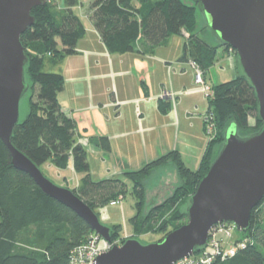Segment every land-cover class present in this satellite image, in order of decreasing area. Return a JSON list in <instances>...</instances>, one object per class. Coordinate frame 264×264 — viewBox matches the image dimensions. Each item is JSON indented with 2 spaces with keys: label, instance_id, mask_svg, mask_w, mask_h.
I'll return each mask as SVG.
<instances>
[{
  "label": "trees",
  "instance_id": "16d2710c",
  "mask_svg": "<svg viewBox=\"0 0 264 264\" xmlns=\"http://www.w3.org/2000/svg\"><path fill=\"white\" fill-rule=\"evenodd\" d=\"M75 6L76 0H65L66 8L60 16L51 11V3L31 10L34 24L20 36V41L27 49L25 70L33 90L36 89V97L34 101L30 99L26 116L14 128L11 143L39 168L50 163L57 169H65L71 157L73 168L82 175L80 185L72 192L93 212L111 202H121L130 193L136 209L130 220L135 233L161 232L163 238L187 222L189 199L214 160L215 147L219 150L224 143L228 126L235 123L238 135L239 129L250 127L251 116H255L257 125L251 132L262 126L254 90L243 74L211 86L213 96L208 100L207 112L211 121L206 122L214 124V136L209 138L205 125L208 141L197 170L187 167L178 152H169L137 171L124 173L121 178L93 181L86 150L75 139V124L61 113L58 103L63 76L44 68L45 62L53 64L78 54L76 46L85 29L72 10ZM90 18L110 53H151L182 32L189 34V38L181 59L194 63L204 73L214 64L218 48L235 53L228 46L211 44L202 38L196 6L189 0H93ZM167 165L175 168L180 183L164 203L147 208L144 183ZM262 208L264 200L251 211L249 229L234 240L244 242V247L228 260L215 264H264ZM220 225L231 224H216L210 231ZM110 229L112 241L118 240V244L126 241L120 238L119 227ZM93 233L77 214L42 194L26 173L12 166L0 139V264H69L70 252ZM32 234L37 241L30 237Z\"/></svg>",
  "mask_w": 264,
  "mask_h": 264
},
{
  "label": "crops",
  "instance_id": "0c3cea01",
  "mask_svg": "<svg viewBox=\"0 0 264 264\" xmlns=\"http://www.w3.org/2000/svg\"><path fill=\"white\" fill-rule=\"evenodd\" d=\"M80 20L85 34L77 43L78 54L63 59L54 72L63 76L58 103L75 124V139L86 150L91 180L121 178L169 152H178L187 167L197 170L208 141L204 121L209 108L194 84L191 62L181 59L185 32L151 53L120 55L107 50L91 18ZM227 71L230 75L223 74ZM239 75L233 51L218 48L203 77L212 86L227 82L225 76L232 80ZM52 166H44L51 181L78 188L82 175L73 168L71 157L65 169ZM179 183L172 165L156 170L144 183L147 208L164 203ZM131 204L121 201L99 208L101 223L119 227L124 240L146 235L134 231L130 220L136 209L134 202L129 208ZM130 214L128 225L124 221Z\"/></svg>",
  "mask_w": 264,
  "mask_h": 264
},
{
  "label": "water",
  "instance_id": "95a60500",
  "mask_svg": "<svg viewBox=\"0 0 264 264\" xmlns=\"http://www.w3.org/2000/svg\"><path fill=\"white\" fill-rule=\"evenodd\" d=\"M205 18L213 40L236 53L242 74L257 101L259 132L246 138L231 123L223 146L200 180L186 208L187 222L159 242L141 244L127 239L98 256L94 264H174L207 244L216 224L249 229L251 211L264 200V0H189ZM47 0H0V139L12 166L26 173L40 192L72 210L107 242L111 229L72 190L55 185L12 143L19 123V105L29 86L28 58L20 36L34 24L31 10Z\"/></svg>",
  "mask_w": 264,
  "mask_h": 264
},
{
  "label": "rangeland",
  "instance_id": "374dc122",
  "mask_svg": "<svg viewBox=\"0 0 264 264\" xmlns=\"http://www.w3.org/2000/svg\"><path fill=\"white\" fill-rule=\"evenodd\" d=\"M93 0H76V6L72 9L73 12L78 15L80 18H90L91 16V3H92ZM184 1H187V0H184ZM47 5L51 3V11L54 12L55 14H57L58 16H60V14L65 10V0H54V1H51V0H47ZM197 9V8H196ZM197 18H198V25H199V28L202 27L201 29V32H202V38L205 39L206 41H208V43H211L212 42H215L208 30V28L206 26V23H205V18L203 17V15L201 14V12L197 9ZM186 34V37L189 38V34L185 33ZM174 37V36H172ZM27 53V49L25 51V54ZM235 54V53H234ZM27 56V54H26ZM236 56V55H235ZM236 58V57H235ZM237 61V59H236ZM51 62V61H50ZM49 61L45 64H44V68L46 69L45 71H51V72H54L55 71V68L54 67H57V65L61 62V61H57V63H53L51 64ZM52 65V66H50ZM212 67V66H211ZM237 67H238V70H239V73L240 75H242V71L239 67V64L237 62ZM27 69V67H26ZM201 70V69H200ZM210 70V69H209ZM208 70V71H209ZM202 71V70H201ZM207 71H205L206 73ZM203 75H204V72L202 71ZM223 74H226V75H230V71H227ZM210 79V78H208ZM224 80H230L231 78H229V76H225V78H223ZM228 80V81H229ZM25 81L27 82L29 88L25 94V96L23 97V99L21 100L20 102V105H19V120H22L25 116H26V113H27V109H28V106H29V103H31V100L34 101L35 97H36V89L33 90V87L31 86L32 84L29 82L28 80V76L26 75V70H25ZM205 81V80H204ZM206 83V82H205ZM213 86V85H212ZM199 87V86H198ZM31 99V100H30ZM209 111V109H208ZM207 111V112H208ZM252 118L249 119V128L247 130H240L238 131V135H240V138H246L250 135H253L257 132H259V130H257L256 132H251L253 130H255L257 127L256 123H255V116H251ZM205 125H207V122L204 121V127ZM208 128H210V132H209V138H212L214 136V124L210 127V125H208L207 127V132H208ZM261 128V127H260ZM223 144L221 145L220 149L218 150V146L215 147V149H217V151L215 150L214 152L217 153L215 155V158L214 160L216 159V157L218 156L221 148H222ZM213 160V161H214ZM213 161L211 162V164L213 163ZM210 164V165H211ZM45 166V165H44ZM42 166L40 168L41 172L45 175L46 178H48L49 180L50 179H53L51 174H49L48 172H50L49 170H47V167H44ZM48 166V165H46ZM53 168V166H52ZM207 173V172H206ZM51 181V180H50ZM53 183H57L55 180H52ZM51 181V182H52ZM56 185V184H55ZM62 187V186H61ZM69 189V188H68ZM128 189H129V192L131 191L132 189V184L129 183L128 185ZM70 190H73V189H70ZM123 203H129L131 202L133 204V198H132V195L130 193H127L125 198L122 200ZM132 204L131 205H128V207L132 208ZM96 213V211H95ZM98 213V214H97ZM97 213L96 215L98 216L99 220H103V215L100 214L99 210H97ZM132 214L127 215L126 216V220L124 221L125 224H129V218L131 217ZM104 222V220L102 221ZM260 222L262 224H264V208H262V216H261V219H260ZM103 224V223H102ZM185 224V223H184ZM104 225V224H103ZM106 226V225H105ZM226 227V226H225ZM168 228H170L168 226ZM173 231V230H172ZM216 229L214 228V230L210 231V235H211V238H216L217 236H215V233H216ZM232 232V236H231V239L225 244V247L226 249H230L231 247H233L234 245V240L235 238H241L242 234L241 232H238V231H234V230H231ZM170 233V232H169ZM146 234L145 236H142V237H136L137 241H139L141 244L145 245V244H150V243H156L158 240H160L162 238V233L161 232H152V233H144ZM30 237H32L33 241H37L38 238L35 237V235H31ZM135 239V238H134ZM122 244H117L116 246L120 247Z\"/></svg>",
  "mask_w": 264,
  "mask_h": 264
},
{
  "label": "built area",
  "instance_id": "2783aa9c",
  "mask_svg": "<svg viewBox=\"0 0 264 264\" xmlns=\"http://www.w3.org/2000/svg\"><path fill=\"white\" fill-rule=\"evenodd\" d=\"M191 67L193 70L194 84L201 88L204 98L208 102L213 96L211 86L205 83L204 75L197 65L191 62ZM208 119L206 114L205 122L211 121V115L208 114ZM209 125L210 127L212 126V124ZM209 132L210 128H208V133ZM116 204L117 203L111 202L109 205L112 206ZM232 229V225H220L216 229V238H211L210 235L205 247L198 249V251L191 256L183 258L174 264H215L217 262H224L233 257L240 248L244 247V242L234 243L233 247L226 249L225 244L231 239L230 233ZM117 244L118 240L107 242L93 233L85 243L79 245L70 252L69 264H94L98 256L106 253Z\"/></svg>",
  "mask_w": 264,
  "mask_h": 264
}]
</instances>
